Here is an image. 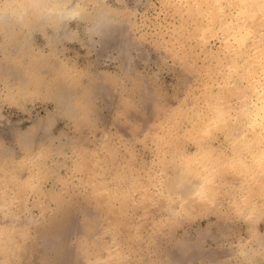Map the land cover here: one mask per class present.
<instances>
[{
  "label": "rangeland",
  "instance_id": "374dc122",
  "mask_svg": "<svg viewBox=\"0 0 264 264\" xmlns=\"http://www.w3.org/2000/svg\"><path fill=\"white\" fill-rule=\"evenodd\" d=\"M0 264H264V0H0Z\"/></svg>",
  "mask_w": 264,
  "mask_h": 264
}]
</instances>
